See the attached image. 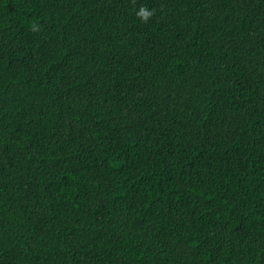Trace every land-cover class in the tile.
Listing matches in <instances>:
<instances>
[{
	"label": "trees",
	"instance_id": "16d2710c",
	"mask_svg": "<svg viewBox=\"0 0 264 264\" xmlns=\"http://www.w3.org/2000/svg\"><path fill=\"white\" fill-rule=\"evenodd\" d=\"M0 264H264V0H0Z\"/></svg>",
	"mask_w": 264,
	"mask_h": 264
},
{
	"label": "clouds",
	"instance_id": "9594fccd",
	"mask_svg": "<svg viewBox=\"0 0 264 264\" xmlns=\"http://www.w3.org/2000/svg\"><path fill=\"white\" fill-rule=\"evenodd\" d=\"M136 15L139 19L144 22H147L149 18L153 15V10H150L146 7H141L137 12Z\"/></svg>",
	"mask_w": 264,
	"mask_h": 264
}]
</instances>
